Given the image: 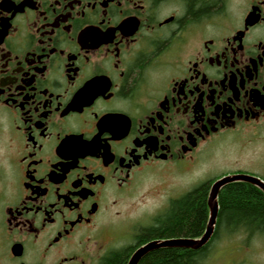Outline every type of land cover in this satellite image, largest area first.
<instances>
[{"label":"flooded vegetation","instance_id":"flooded-vegetation-1","mask_svg":"<svg viewBox=\"0 0 264 264\" xmlns=\"http://www.w3.org/2000/svg\"><path fill=\"white\" fill-rule=\"evenodd\" d=\"M221 149L207 182H264V0H0V264H85L143 182Z\"/></svg>","mask_w":264,"mask_h":264},{"label":"trees","instance_id":"trees-1","mask_svg":"<svg viewBox=\"0 0 264 264\" xmlns=\"http://www.w3.org/2000/svg\"><path fill=\"white\" fill-rule=\"evenodd\" d=\"M213 182L203 183L182 197L172 199L165 213L146 230L143 241L201 237L208 224V190ZM219 203L220 211L212 240L225 228L235 232L244 227L251 232L264 234V193L259 189L247 183L226 185L219 195ZM208 245L200 250L156 249L148 253L139 264H201L206 257ZM127 255L126 252H112L100 264H125Z\"/></svg>","mask_w":264,"mask_h":264},{"label":"rangeland","instance_id":"rangeland-1","mask_svg":"<svg viewBox=\"0 0 264 264\" xmlns=\"http://www.w3.org/2000/svg\"><path fill=\"white\" fill-rule=\"evenodd\" d=\"M208 158L194 167H188L182 173L166 174L160 179L143 182L135 196L120 205L121 214L114 218V222L97 234L86 251H81L85 264H100L102 256L111 246L130 244L134 231L154 225L156 219L165 213L172 199L182 197L187 191L215 177L217 170L212 169L215 165L224 164V150H219L214 158ZM244 238H247L246 233L239 229L235 232L227 228L220 230L218 236L208 245L206 257L201 264H232L238 258H231L228 245L233 243L231 240ZM250 239V251L245 255V259L249 260L247 263H264V234L256 233ZM239 262L241 261L236 264H240Z\"/></svg>","mask_w":264,"mask_h":264},{"label":"water","instance_id":"water-1","mask_svg":"<svg viewBox=\"0 0 264 264\" xmlns=\"http://www.w3.org/2000/svg\"><path fill=\"white\" fill-rule=\"evenodd\" d=\"M244 181L250 184L257 186L264 192V182L259 178L249 176V175H233L225 176L214 181L211 185L209 195H208V209L209 217L206 230L201 237L191 238V237H179V238H170V239H156L152 240L145 245L139 247L134 254L131 256L127 264H139L140 261L148 253L153 250L160 248H185L190 250H200L212 240L218 215L220 211L219 195L221 190L228 184Z\"/></svg>","mask_w":264,"mask_h":264},{"label":"bare ground","instance_id":"bare-ground-1","mask_svg":"<svg viewBox=\"0 0 264 264\" xmlns=\"http://www.w3.org/2000/svg\"><path fill=\"white\" fill-rule=\"evenodd\" d=\"M176 238H179V237H176ZM168 239H170V238H168Z\"/></svg>","mask_w":264,"mask_h":264}]
</instances>
